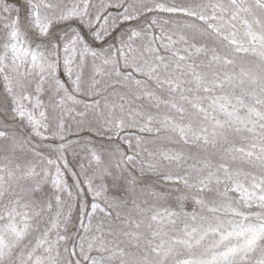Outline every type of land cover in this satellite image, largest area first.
<instances>
[{"label": "snow or ice", "instance_id": "6c2138e0", "mask_svg": "<svg viewBox=\"0 0 264 264\" xmlns=\"http://www.w3.org/2000/svg\"><path fill=\"white\" fill-rule=\"evenodd\" d=\"M0 264H264V0H0Z\"/></svg>", "mask_w": 264, "mask_h": 264}, {"label": "rangeland", "instance_id": "374dc122", "mask_svg": "<svg viewBox=\"0 0 264 264\" xmlns=\"http://www.w3.org/2000/svg\"><path fill=\"white\" fill-rule=\"evenodd\" d=\"M70 138H71V139H76L75 136H72V137H70ZM74 147H75V150H76L77 152L80 151V146H74ZM80 155L83 156V153L81 152ZM67 160L69 161V167H70V168H72V169L75 170V171H78V170H79V169H78V164H77V159L74 158L72 152L67 153ZM69 182H70V183L72 182V178H71V177H69Z\"/></svg>", "mask_w": 264, "mask_h": 264}]
</instances>
